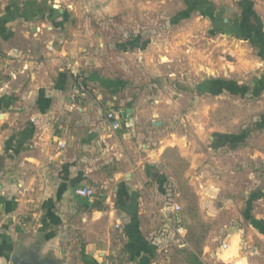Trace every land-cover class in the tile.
Listing matches in <instances>:
<instances>
[{
  "label": "crops",
  "instance_id": "crops-1",
  "mask_svg": "<svg viewBox=\"0 0 264 264\" xmlns=\"http://www.w3.org/2000/svg\"><path fill=\"white\" fill-rule=\"evenodd\" d=\"M170 2L179 8L169 19L172 25L199 19L209 24L210 36L221 39L218 52L252 55L246 64H232L231 74L227 62L222 66L219 61L226 74L217 67L218 76L197 85L200 93L239 100L238 88L264 82V59L257 60L264 45V0ZM129 9L141 16L144 5L139 0H0V264H195L187 253L195 254L197 248L202 264L209 252L212 264H232L202 244L195 227L181 225L182 235L174 233L170 215L159 213L167 205L162 201H171L165 189L170 177L154 170L171 157L167 166L173 174V160L183 159L188 166L182 178L197 193V186L211 185L207 164L215 163L222 172L238 164L264 167V108L251 130L216 127L207 145L171 133L158 138L163 130L158 112L153 107L139 110L126 80L89 67L86 54L80 55L94 52L100 41L91 21ZM141 51L135 43L132 52ZM253 72L251 83L240 80ZM77 81L88 89V98L68 113ZM129 109L132 114L123 119L122 112ZM110 111L118 113L120 122L114 133L105 119ZM249 135L251 142H263L244 144ZM62 141L65 148L60 149ZM259 185L258 196L250 194L241 213L235 207L232 211L264 241V181ZM95 186L101 196L75 194L78 188ZM221 200L220 208L232 203ZM198 201L200 209L211 199ZM179 210L173 215L183 224ZM230 227L235 232L236 225ZM195 232L199 241L187 240Z\"/></svg>",
  "mask_w": 264,
  "mask_h": 264
},
{
  "label": "rangeland",
  "instance_id": "rangeland-1",
  "mask_svg": "<svg viewBox=\"0 0 264 264\" xmlns=\"http://www.w3.org/2000/svg\"><path fill=\"white\" fill-rule=\"evenodd\" d=\"M139 1L144 5L141 16H137V13L129 9L128 13L124 11L116 17H103L91 21L100 41L94 44V52H80L81 56L86 54L85 63L87 61L91 68L126 80L130 85L129 89L135 92L133 99L139 105V110L153 107L158 112L157 115L159 114L163 122V130L158 133V138L171 133L185 137L197 146L200 144L203 146L209 143L208 137L216 132V127L234 132L251 130L255 125L254 119L264 108L262 93L257 98H252L250 91L244 96L240 95L239 100H235L228 95L216 97L200 93L201 89H198L197 85L204 78L218 76L217 67L226 74V70L222 68L225 66L224 62H227V71L231 74L230 72L234 70L231 68L232 64L240 62L246 64L248 57L249 60L252 59V55L247 56L245 55L247 53L243 54L245 51H242L239 57H231L225 52H218L217 46H221V39L210 36L209 24L204 25L199 19L191 18L172 25L169 19L179 8L170 0ZM136 38L139 41H136ZM137 42L142 49L140 53L132 52ZM260 56L257 55L258 61ZM221 57L224 58L220 59ZM219 61H222L223 65ZM254 73L243 74L240 80L251 83L250 77ZM179 85L185 86L184 90H181ZM200 136H203V139L200 140ZM258 137L259 135L256 139ZM252 139L253 136L249 135L243 142L251 143L252 146L253 144L257 146L258 141L263 142L262 139L251 142ZM168 160H171V157H168ZM168 160L165 158L161 167L156 168L154 172L166 176V179L170 177L165 189L171 195L172 202L183 206L182 208L179 206L178 211L184 212L183 224L173 214L169 216L173 220L171 221L174 223L177 219L180 225L188 224L195 227L201 233L202 244L205 241L209 250L214 255L221 256L224 261L231 260L232 264H235V260L238 259L247 264H264L263 239L254 235L253 231H248L247 225H244L245 221L238 216L235 218L232 211L235 207L236 211L241 209V213L245 209L246 198L258 190L259 184L263 186V165L258 164L259 166L256 165L255 168L242 167L238 164L234 168L227 167L229 170L222 172L215 163H212V166L207 164L209 166L206 177L211 185L197 186L196 193L193 187L178 183L168 169ZM149 179L153 180L151 176ZM217 181L225 184L218 185ZM148 192L150 194L151 190ZM183 194L188 195L190 199L184 200ZM216 194L219 195L215 197ZM199 198L201 200L208 198L211 201L210 203L207 201L208 204L204 202L203 207L199 209ZM221 198L224 202L225 198L231 199L232 203H226L220 208L219 205L223 204ZM171 201L164 199L162 204L172 203ZM234 201L236 202L233 203ZM257 207L259 210L263 208L262 205ZM187 209H191V213ZM231 225H236L235 232L230 231ZM192 234H188V239L186 234L184 239L190 240ZM194 237L199 241V233ZM231 239L229 250L223 253L220 246L222 243L228 245L227 241ZM205 257V262L212 264L210 252Z\"/></svg>",
  "mask_w": 264,
  "mask_h": 264
},
{
  "label": "built area",
  "instance_id": "built-area-1",
  "mask_svg": "<svg viewBox=\"0 0 264 264\" xmlns=\"http://www.w3.org/2000/svg\"><path fill=\"white\" fill-rule=\"evenodd\" d=\"M59 45H62L61 41H58ZM48 51H53V43H49L47 47ZM15 55H18V52L16 50H13L12 52ZM88 98V89L84 86V84L81 81H77L76 84L72 87L71 92L69 94V104L67 107V112L71 113L79 108V106ZM118 113L110 111L106 114L105 119L108 121L109 129L111 132H117L120 129V122L118 119ZM59 148L63 149L65 148V142L59 143ZM76 196L80 198H91L94 197V191L91 188H78L75 190ZM176 210H179V207L175 204H167L166 208L160 209L159 213L163 217L164 215H170L176 212ZM168 213V214H167ZM165 218V217H164ZM168 218V216L166 217ZM173 223V222H172ZM173 230L174 233H176L178 236L182 235V226L176 220L173 223ZM221 251H226L228 249V245L226 243H222L220 246Z\"/></svg>",
  "mask_w": 264,
  "mask_h": 264
},
{
  "label": "trees",
  "instance_id": "trees-1",
  "mask_svg": "<svg viewBox=\"0 0 264 264\" xmlns=\"http://www.w3.org/2000/svg\"><path fill=\"white\" fill-rule=\"evenodd\" d=\"M137 41V40H136ZM262 46V48L261 49H263V52H262V54H261V58L262 59H264V45H261ZM79 76L77 75V78H78ZM223 86V85H222ZM248 88L250 89V90H248ZM246 87V86H244V87H240V88H238L237 90H238V93L241 95V96H244L245 94H247V93H250V91H251V97L252 98H257L259 95H261V93H263V91H264V82H259V83H257V84H255L254 86H252V87ZM236 90V91H237ZM126 108H131V104H127L126 105ZM187 162L186 161H184L183 159H181V158H179V157H176L174 160H173V163H172V171H173V175L175 176V178L177 179V181H178V183H181L182 184V186H186V182L183 180V178H182V175H183V173H184V171L187 169ZM93 191H94V193L97 195V196H101V194L103 193L102 192V190L101 189H99V187L98 186H95V187H93V188H91ZM251 195L253 196V198H254V196L256 195V196H258V192L256 191V192H252L251 193ZM183 199L184 200H188V199H190L189 198V196L188 195H184L183 194ZM193 207H194V205H193ZM188 210V209H187ZM190 213H191V209H189L188 210ZM198 219V218H197ZM198 223L200 224L201 222H200V220H198ZM198 231V230H197ZM197 233L195 232L194 234H192L193 236H191V241H195V242H197V240L195 239V237H194V235H196ZM195 254H191L190 252H188L187 253V256L188 257H190V258H192L193 260H194V263L195 264H202L200 261H199V255L201 254V251H200V249H195Z\"/></svg>",
  "mask_w": 264,
  "mask_h": 264
},
{
  "label": "water",
  "instance_id": "water-1",
  "mask_svg": "<svg viewBox=\"0 0 264 264\" xmlns=\"http://www.w3.org/2000/svg\"><path fill=\"white\" fill-rule=\"evenodd\" d=\"M132 112H133L132 109H129V110H126L125 112H122L123 119H126L128 115L132 114Z\"/></svg>",
  "mask_w": 264,
  "mask_h": 264
},
{
  "label": "bare ground",
  "instance_id": "bare-ground-1",
  "mask_svg": "<svg viewBox=\"0 0 264 264\" xmlns=\"http://www.w3.org/2000/svg\"><path fill=\"white\" fill-rule=\"evenodd\" d=\"M163 61H165V59H164ZM229 248H230V246H229ZM229 248H228L227 250H229ZM227 250H226V251H227Z\"/></svg>",
  "mask_w": 264,
  "mask_h": 264
}]
</instances>
